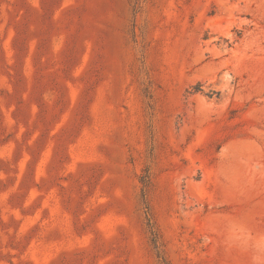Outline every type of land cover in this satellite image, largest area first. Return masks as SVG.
Instances as JSON below:
<instances>
[{
	"label": "rangeland",
	"instance_id": "rangeland-1",
	"mask_svg": "<svg viewBox=\"0 0 264 264\" xmlns=\"http://www.w3.org/2000/svg\"><path fill=\"white\" fill-rule=\"evenodd\" d=\"M0 264H264V0H0Z\"/></svg>",
	"mask_w": 264,
	"mask_h": 264
},
{
	"label": "trees",
	"instance_id": "trees-1",
	"mask_svg": "<svg viewBox=\"0 0 264 264\" xmlns=\"http://www.w3.org/2000/svg\"><path fill=\"white\" fill-rule=\"evenodd\" d=\"M156 239V238H155Z\"/></svg>",
	"mask_w": 264,
	"mask_h": 264
}]
</instances>
